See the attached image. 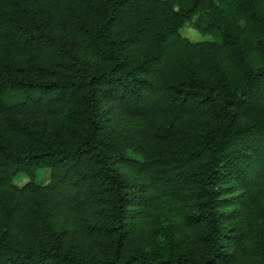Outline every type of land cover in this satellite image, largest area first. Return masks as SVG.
I'll return each mask as SVG.
<instances>
[{
	"label": "trees",
	"instance_id": "obj_1",
	"mask_svg": "<svg viewBox=\"0 0 264 264\" xmlns=\"http://www.w3.org/2000/svg\"><path fill=\"white\" fill-rule=\"evenodd\" d=\"M0 264H264V0H0Z\"/></svg>",
	"mask_w": 264,
	"mask_h": 264
},
{
	"label": "rangeland",
	"instance_id": "obj_2",
	"mask_svg": "<svg viewBox=\"0 0 264 264\" xmlns=\"http://www.w3.org/2000/svg\"><path fill=\"white\" fill-rule=\"evenodd\" d=\"M183 35L188 37L190 40L192 41H201V40H211V37H203L200 35V33H198L196 30L192 29V28H186L183 30ZM21 99H17V100H8L7 103L11 104V103H16L18 101H20ZM49 172H45V173H40L39 175V180L41 183H47L49 181ZM27 180L24 179L22 181H20L19 184H23L25 183Z\"/></svg>",
	"mask_w": 264,
	"mask_h": 264
}]
</instances>
